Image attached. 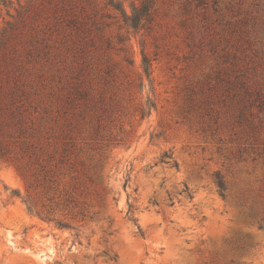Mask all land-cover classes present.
I'll return each mask as SVG.
<instances>
[{"label": "rangeland", "instance_id": "1", "mask_svg": "<svg viewBox=\"0 0 264 264\" xmlns=\"http://www.w3.org/2000/svg\"><path fill=\"white\" fill-rule=\"evenodd\" d=\"M114 1L131 14L144 0ZM109 2L36 0L0 52V102L31 81L71 158L46 181L31 122L21 134L0 104V264H264V0H156L138 32Z\"/></svg>", "mask_w": 264, "mask_h": 264}, {"label": "trees", "instance_id": "2", "mask_svg": "<svg viewBox=\"0 0 264 264\" xmlns=\"http://www.w3.org/2000/svg\"><path fill=\"white\" fill-rule=\"evenodd\" d=\"M35 4L36 0H26L25 3L23 0H0V11L3 8H6L9 16L13 18V20L6 21V25L0 31V52H5L8 48L10 41L14 38V35L19 28V25L31 16ZM109 4L114 5L117 9H121L127 25L134 31L138 32L151 22L156 0H144L140 5H133L131 14H127L114 0H110ZM11 9H14L15 13H12ZM142 61L144 73L148 79L150 88L153 90L154 79L152 77L151 64L144 52ZM9 86L10 87L6 89L5 93H3V96H1L2 101L0 104H3L5 108L10 109L13 117L17 119V124L20 125L19 132L21 134H25L29 129L25 126L27 124V119H29L32 124V127H30V129H32L30 136L33 139L28 145L30 157L39 167L43 178L46 181L56 182L58 177L61 174H64L63 169L68 166L71 158L69 143L66 142L64 140L65 137H62L54 128L49 119V115L47 114L46 106H50V104L46 103L42 97H37L36 99L31 96V89L33 87L31 81L16 78L13 81V84ZM144 86V82H142L141 88H144ZM233 88L238 89L240 92L236 93L243 94L245 96L244 98L248 97L246 102H249V104L251 103L250 98L252 97L253 90L252 86L249 85L247 81L238 78L234 81ZM256 99V102H259L262 106L264 105L262 92H257ZM245 104L243 107H245ZM31 107H33L32 111H30ZM153 107L154 101L149 97L146 106L142 110L143 116H146L151 112ZM5 155L6 151L1 149L0 158H3ZM161 162L171 164L173 167H178V163L174 160L173 154L169 152H164ZM215 183L220 195L225 197L228 190V183L220 172L215 173ZM187 191L188 190L186 189L189 198H192ZM13 193L16 196L20 195L17 190H13ZM64 195L66 196L64 199L65 205L68 206L73 204L77 206L80 204L79 199L69 195L68 190H66ZM25 202L27 203L28 210L32 211V204L27 201ZM129 208L130 210L132 209L130 203ZM84 213V210H81L80 214L83 215V217L86 216ZM131 220L137 222L136 217H132ZM57 224L62 227L68 226L66 222L61 220H58ZM138 228L140 229V226H138ZM112 259L115 260L116 256Z\"/></svg>", "mask_w": 264, "mask_h": 264}]
</instances>
